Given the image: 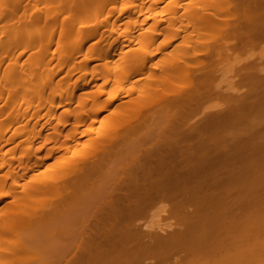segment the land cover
Returning a JSON list of instances; mask_svg holds the SVG:
<instances>
[{"label":"bare ground","instance_id":"1","mask_svg":"<svg viewBox=\"0 0 264 264\" xmlns=\"http://www.w3.org/2000/svg\"><path fill=\"white\" fill-rule=\"evenodd\" d=\"M216 4L189 50L175 0H0V264H264V56L215 82L264 0ZM162 203L175 225H141Z\"/></svg>","mask_w":264,"mask_h":264},{"label":"rangeland","instance_id":"2","mask_svg":"<svg viewBox=\"0 0 264 264\" xmlns=\"http://www.w3.org/2000/svg\"><path fill=\"white\" fill-rule=\"evenodd\" d=\"M195 1L196 0H175V5H174L175 6L174 7L175 8V15H174L175 21H173V22H176V26H178V28H187V32L186 33H184V32L180 33V36L176 37L171 42V45H170L171 49L177 48V47L186 48L189 50H191V49H193V50L194 49L195 50L204 49L209 44H211L212 38L215 35H217L219 33V31H221L220 19L222 18L223 9H222V7L219 6V4H216V0H212V2L216 4L215 5V17L217 20L215 21V23L209 24V26L205 29L195 30V28H196L195 21L191 18V16H186V15L182 16L183 15L182 12L186 9V7H188L190 4L194 3ZM162 14H163V18H164V22H163L164 27L170 26V21H168L169 17L171 16L170 13L168 12V10H165L164 13H162ZM138 32H137V34H138ZM187 33H189L191 36L188 39L183 37V35H185ZM152 36L159 38V41L155 43L156 45H158V44L165 42V41L162 42L160 40L167 38L169 36V34L165 33V31L159 30V31L153 33ZM149 39H151V37H149L148 39H145V40H149ZM140 45L141 44L137 40H135V41H133V43L131 45H128V48L127 47L126 48L128 50H131V48L133 50H136V49H138V47ZM133 47H135V48H133ZM125 50L126 49H124V51ZM262 56H264V41L261 42L260 44L253 46V47L246 48L243 50L240 49V50L234 52L233 54H230L228 59L222 61L221 66H220L221 68H220L219 72L217 73V77L215 78V82L219 83L224 89L229 88L231 85H233L235 83V81L238 80L234 76V72L232 70V67H234L235 65L244 64V63L249 62V61H258L262 58ZM189 63H187V64H189ZM148 72H146V71L138 72V73L133 75V78L139 77V79L142 80V82L139 85H142L143 82L146 80L148 74L150 73V72L149 73ZM238 81H240V79ZM236 86L239 88L240 91H243L246 89V87L244 85H241V84L236 85ZM113 88H114L113 82H109L105 86V89H113ZM128 98H129L128 96L125 97V99H128ZM118 102H121V100H118L117 103ZM217 102H218L217 99L212 98V99H209L205 102V106H211L213 104H216ZM111 107L112 106H110L106 111H104L103 114H107V113L112 112V110H110ZM114 110H115V108H114ZM42 138L43 137H41L39 140H42ZM86 138H87V136H83L82 140H85ZM162 204H163L162 206H160L158 204L157 208H155V209L153 208V210L149 211L147 213V215L143 217V220H141L142 221L141 225L147 224V225H145V227H148L149 225H150V227L151 226L157 227L158 226L157 224H159V226L163 225L165 228H169V226H171V225L174 226L176 223V219L173 218V216H171L170 214H168L167 211H165L164 203H162ZM18 233H20V232H14L12 234V236H17ZM68 242L70 243V241H68ZM62 244H64V243H62ZM65 244H67V243H65ZM65 244H64V246H65Z\"/></svg>","mask_w":264,"mask_h":264}]
</instances>
